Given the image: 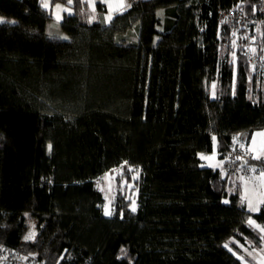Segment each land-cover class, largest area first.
<instances>
[{
	"label": "trees",
	"instance_id": "16d2710c",
	"mask_svg": "<svg viewBox=\"0 0 264 264\" xmlns=\"http://www.w3.org/2000/svg\"><path fill=\"white\" fill-rule=\"evenodd\" d=\"M57 4L67 39L47 34ZM261 9L264 0H130L105 23L104 0L93 12L87 0H0V255L250 263L242 247L264 241V207L250 212L240 186L200 154L234 170L228 152L264 129V68H251L219 22L220 11L254 15L264 43ZM121 163L123 186L139 169L136 208L119 188L105 215L99 183ZM259 165L245 163L247 176ZM32 221L37 236L25 241Z\"/></svg>",
	"mask_w": 264,
	"mask_h": 264
},
{
	"label": "rangeland",
	"instance_id": "374dc122",
	"mask_svg": "<svg viewBox=\"0 0 264 264\" xmlns=\"http://www.w3.org/2000/svg\"><path fill=\"white\" fill-rule=\"evenodd\" d=\"M59 6V7H58ZM62 12L63 8L61 5L57 4L52 9V16L53 21L48 25L47 28V34L48 35H55L65 38V34L60 30L59 22L62 18ZM109 16H112L111 12H105L104 13V19L106 22H109ZM214 93V84H210V95L213 96ZM207 157V159H202L201 157ZM200 160L202 166L207 167H219L218 158L215 154V152L212 153H201L200 154ZM127 171V170H126ZM125 171V172H126ZM130 178L128 181H126V186H123L125 179H120L118 182L115 181V177L117 174H114L112 177H106L104 176L100 181V188L104 192V204H103V211L105 213V209L108 208L111 211V215L113 214V206H112V200L115 197L116 191L121 188H124V193L126 199L129 201V207L132 210L133 207L136 208V201H135V186L137 183V179L139 176V169L133 168L129 169ZM241 197L243 196L246 200V202L251 201L253 207L255 206L256 202L264 201V182L257 179V175H253L251 177H248L246 179L245 185L241 186L240 189ZM29 233H34V238L31 240H25V241H34L37 236V223L35 221H32L25 236ZM249 246V244H248ZM242 251L244 252L243 257L248 258L250 260L247 264H264V241H262L261 245L259 247H253V249H246V247H242ZM244 261V260H243Z\"/></svg>",
	"mask_w": 264,
	"mask_h": 264
},
{
	"label": "built area",
	"instance_id": "2783aa9c",
	"mask_svg": "<svg viewBox=\"0 0 264 264\" xmlns=\"http://www.w3.org/2000/svg\"><path fill=\"white\" fill-rule=\"evenodd\" d=\"M126 4L130 0H125ZM260 15H264V9L259 11ZM228 20L230 27L234 34L235 45L242 50V53L246 56L248 63L252 69L257 66L264 68V43L256 41L258 28L254 25V15L248 17L243 10H231L229 12H219V22ZM255 155L254 151L248 147L235 148L228 152L227 159L232 163H236L234 170L238 172L240 177H246L248 169L245 167V162L254 160L252 156ZM237 156L242 159H237ZM260 165L257 168L256 173H260L264 169V160H259ZM129 166L126 163H121L117 167H113L104 173L106 177H112L114 174H123ZM103 176V177H104ZM29 264L26 261L16 262L12 252H7L0 255V264Z\"/></svg>",
	"mask_w": 264,
	"mask_h": 264
},
{
	"label": "crops",
	"instance_id": "0c3cea01",
	"mask_svg": "<svg viewBox=\"0 0 264 264\" xmlns=\"http://www.w3.org/2000/svg\"><path fill=\"white\" fill-rule=\"evenodd\" d=\"M87 1L90 2V9L93 12V2L98 1V0H87ZM104 3H105L106 12H111L112 15H113L114 12L121 11V10L125 9V7H127V4H126L125 0H104ZM94 16H96V15H94ZM102 19H103V21L105 23H108V22L105 21L104 15H103ZM245 146L250 148V149H252L254 151L255 155H258V154L264 155V129L263 130L254 131L252 133V135H251V138H250L249 142ZM215 154H216V156L218 158V155H217L216 152H215ZM218 163H219V167H217V168H220L222 170V174L225 175L226 177H228V179L232 183H234V186H236V185L240 186V189H241V186H243V184L245 185L246 179L248 177H251L252 174L254 175V173L250 172L249 175L244 178V181H242L240 179V176L238 174H236V172H234L233 169H231V170L223 169V163H224L223 160L218 158ZM255 175H257V179L258 180L262 181L260 179V174H255ZM241 199L245 203L246 208L249 210L248 202H246V200H245V198L243 196L241 197ZM257 206L260 209L261 207H264V203H261V201L258 202V203L256 202L254 207H257ZM250 212H252V211H250ZM251 249H253V247H251Z\"/></svg>",
	"mask_w": 264,
	"mask_h": 264
},
{
	"label": "snow or ice",
	"instance_id": "6c2138e0",
	"mask_svg": "<svg viewBox=\"0 0 264 264\" xmlns=\"http://www.w3.org/2000/svg\"><path fill=\"white\" fill-rule=\"evenodd\" d=\"M69 3H71V0H69ZM42 6L45 7V8H47V7H48V4L43 3ZM58 7H59V6H58ZM109 19H111L110 16H109ZM2 22H4V21H3V18H0V23H2ZM9 23H15V21H9ZM65 39H67V37H65ZM233 139L236 140L237 138L234 137ZM213 140L215 141V137H213ZM49 147H51V146H49ZM240 147L243 148L244 145H240ZM201 158H202V159H207V157H204V156H202ZM237 159H242V157L237 156ZM252 159H255V160H264V155H260V154H258V155H253V156H252ZM245 163H247V162H245ZM250 171L255 172V171H256L255 167L250 168ZM240 179H241L242 181H244V177H240ZM260 179H261L262 181H264V171H262V172L260 173ZM245 182H246V181H245ZM225 203H227V201H225ZM261 203H264V201H261ZM248 208H249V211H252V212L259 211V207H258V206H257V207H253L251 201L248 202ZM132 210L135 211V207H133ZM105 215H111V211H110V209H108V208L105 209ZM248 223H249L250 225H252V224H254L255 222L252 221L251 219H249ZM256 227L259 229V231L264 232V228H261V227L258 226V225H257ZM34 235H35L34 233H29L28 235H26V236L24 237V239H25V240H31V239L34 238ZM261 239H264V236H262ZM225 247L227 248L228 245L226 244ZM229 250L231 251V249H229ZM121 251L124 252L125 250H124V249H121Z\"/></svg>",
	"mask_w": 264,
	"mask_h": 264
}]
</instances>
